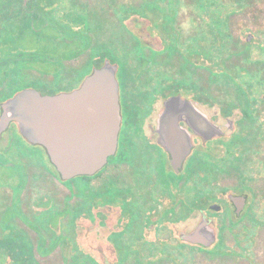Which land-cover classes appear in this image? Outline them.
<instances>
[{
  "label": "flooded vegetation",
  "instance_id": "af4514ba",
  "mask_svg": "<svg viewBox=\"0 0 264 264\" xmlns=\"http://www.w3.org/2000/svg\"><path fill=\"white\" fill-rule=\"evenodd\" d=\"M79 1L84 10L101 4L108 13L119 10L116 0ZM141 5L142 14L134 11L132 19L139 29L125 23L123 35L111 21L102 35L88 36V57L82 48L79 60L71 59L97 63L104 40L113 60L105 53L103 63L117 64L118 141L97 172L68 189L65 182L78 176L62 180L46 150L27 141L15 123L1 136L0 167L17 170L0 180V206L16 210L11 216L0 210V264H53L55 253L66 256L65 245L71 257L57 264H171L185 252L207 256V264H264V0H238L226 27H198V0ZM181 6L193 22L188 30L180 25ZM220 46L226 49L218 52ZM228 55H236L238 77L253 81L240 89L251 95L249 103L243 96L234 105L213 103V94L224 92L212 87L213 64ZM83 78L54 93L38 90L71 93ZM5 100L0 30V112ZM13 125L17 135L2 143ZM63 221L64 242L53 245L55 224ZM200 226L211 232L207 245L189 240Z\"/></svg>",
  "mask_w": 264,
  "mask_h": 264
},
{
  "label": "trees",
  "instance_id": "16d2710c",
  "mask_svg": "<svg viewBox=\"0 0 264 264\" xmlns=\"http://www.w3.org/2000/svg\"><path fill=\"white\" fill-rule=\"evenodd\" d=\"M221 1L225 0H198L197 7L200 11L208 8L209 5L214 6V8L216 6L219 8L221 7ZM119 2L121 0H116L119 10L114 13H108L104 9L106 7L102 4L92 8L93 10L90 8L84 10V2L79 0H68V3L63 2V0H4L2 3L0 0V30L3 33L4 45V98L7 99L17 91L26 87L54 93L56 91L52 90V88L58 89L63 82H71L77 78L79 75L77 72L82 69V66L88 65L89 63L77 64L70 62L71 59L77 56L78 51L83 48H79V46H77L78 48L75 47L74 40L79 38L88 39V36H92L94 31L102 35L104 27H108L111 21H113L111 24L115 23L120 27L121 34L125 35L126 33L122 29H126L127 27L123 22L126 16L125 14L136 10L139 11L140 9L141 0H126L121 4ZM228 2H232L233 4L230 11H213V14H210V19L204 21L207 27H226L227 16L236 11L238 0H228ZM119 5H122V7ZM100 17L103 20L101 24L97 21ZM15 22H18L21 27H3L4 24L12 25ZM198 22L200 23L199 20ZM98 27H103V29L96 31L95 29ZM65 35H71L73 37H70L68 46L71 49L70 54L63 57L60 52L62 47L66 46ZM19 36H30L36 40L38 39V41L44 40L45 38L53 39L55 41L52 46L54 51L42 47H37L36 49H17L13 43ZM90 43L92 44L91 41ZM105 47L104 40H102L99 46L101 60L92 64L93 66L99 67L103 64L102 57L105 55V52H103ZM48 53L52 54L50 55ZM54 56H57V59ZM106 56L113 60L108 54ZM235 56L230 59L228 55L225 60L221 58L218 61L219 63L216 64V69L218 70L216 72L219 74L217 73L213 76L211 80L212 87L214 89H222L224 92L214 93L213 103L234 105L241 102L242 96L245 99L251 97V95H244L240 91V89L246 86L245 84L252 86L253 81L242 80L238 77V64ZM50 58H54V60ZM48 64L53 66L52 71L43 70L44 65L48 67ZM68 66L69 69H65ZM71 67L76 68L77 72L72 71L70 69ZM68 70L71 73L67 72ZM88 73H90L89 70L81 75L79 80ZM250 101L252 100L247 99L245 103H249ZM12 129H15L14 125L10 127L7 132L8 135H17L16 132L13 133ZM53 174L58 176L55 170H53ZM77 178L80 180L82 177L78 176ZM2 206H0V210ZM3 209L7 213L11 207L6 205Z\"/></svg>",
  "mask_w": 264,
  "mask_h": 264
},
{
  "label": "water",
  "instance_id": "95a60500",
  "mask_svg": "<svg viewBox=\"0 0 264 264\" xmlns=\"http://www.w3.org/2000/svg\"><path fill=\"white\" fill-rule=\"evenodd\" d=\"M116 70L117 64L105 60L71 93L41 94L32 87L17 91L1 104L0 138L15 123L27 141L46 150L62 180L93 175L117 146L121 114ZM215 129L213 135H218ZM189 240L207 245L211 232L200 226Z\"/></svg>",
  "mask_w": 264,
  "mask_h": 264
},
{
  "label": "rangeland",
  "instance_id": "374dc122",
  "mask_svg": "<svg viewBox=\"0 0 264 264\" xmlns=\"http://www.w3.org/2000/svg\"><path fill=\"white\" fill-rule=\"evenodd\" d=\"M2 1V3H3V1L4 0H1ZM126 0H121V2L123 3V2H125ZM63 2H66V0H63ZM119 6H121L122 7V5H119ZM141 7H142V5H141V3H140V10L139 11H136L139 15L140 14H142V12H141ZM56 8H58V6H56ZM55 8V9H56ZM232 8V6H231V4L230 3H228V5H226V6H222V7H215L214 8V6H208V8H205V9H203V10H199L198 8H196V12H197V24H198V27H207V25L204 23V21H208V18H209V15L210 14H213V11H226V10H228V9H231ZM57 10V9H56ZM63 12V11H62ZM60 13V12H59ZM100 13H102L101 11H100ZM164 13H167L168 14V12L166 11V12H164ZM126 16L124 17V23H127L128 25H130V27L131 28H133V29H136L135 27H140V23H137V22H135V21H133L132 22V19L133 18H135L136 17V13L135 12H128V13H126L125 14ZM179 15L180 16H183V21L180 23V25H181V28H183V29H189V27H192V25H193V22L192 21H190V19L189 18H187V15H188V10H187V8L185 7V6H181L180 7V13H179ZM210 19V18H209ZM244 19H246V18H244ZM198 20L200 21V23L198 22ZM100 24L103 22V20H102V18L100 17L98 20H97ZM134 22H135V26L133 27V24H134ZM245 22V24H250L249 23V21H247V19L244 21ZM98 23V25H100ZM162 23H165V20H163V22ZM166 24V23H165ZM105 25H108V24H105ZM3 27H21L20 25H19V23L18 22H15V23H13L12 25H6V24H4L3 25ZM30 27H36V26H30ZM96 29H98V30H102L103 29V27H98V28H96ZM137 29H139V28H137ZM136 29V30H137ZM139 33H140V31H138ZM216 33H220V31L219 30H216ZM47 34V33H46ZM201 34V33H200ZM92 35H93V33H92ZM70 37H73V36H71V35H65V43H66V46H64V47H62V49H61V52L60 53H62V56L63 57H65V55H68V54H70V51H71V49H69L68 48V46H69V42H70ZM108 37H106V39H107ZM197 39H202L201 38V35H198V37H197ZM55 43V41L53 40V39H49V38H45L44 40H40V41H38V39L36 40V39H34L33 37L31 38L30 36H26V37H21V36H19V37H17L16 39H15V41H14V43H13V45L14 46H16L17 47V49H21V48H33V49H36L37 47H39V48H49L50 50H53L54 51V49L52 48V46H53V44ZM73 43H75L74 45H75V47H77V46H79V48L80 47H83V48H85V47H87L88 49H89V51H86V54H84V56H85V58L86 57H88V55H89V52H90V50H91V48H92V46L93 45H91V43H90V41L87 39V38H79V39H75L74 40V42ZM221 43V42H220ZM220 43H219V45H220ZM90 44V45H89ZM219 45H217V46H219ZM78 48V47H77ZM222 48H224V49H226L224 46H220V47H218V52H222L223 51V49ZM101 51V50H100ZM224 52H225V50H224ZM105 53L106 54H108L109 55V57H111V55H112V53H111V49L108 47V46H106L105 47ZM48 54H52V53H48ZM220 55H221V53H220ZM83 56V57H84ZM216 56H218V53H216ZM55 57V59H57V56H54ZM79 58H80V56L78 55L74 60H76V62L79 60ZM45 59H47V58H45ZM50 59H53L54 60V58H50ZM49 60V59H48ZM214 60H217V59H215V56H214ZM71 63H73L72 61H70ZM92 64H88V65H85V66H82V69L79 71V72H77L76 71V68H70L72 71H76L79 75L77 76V78H75V79H73V81H71V82H63V84L58 88V89H66V88H69V87H72V86H74L78 81H79V78L81 77V75H83V74H85L88 70L89 71H91L93 68H92ZM55 67V66H54ZM213 67H217V65L216 64H213ZM44 69L43 70H46V71H52L53 70V66L51 65V64H48V67H46L45 65H44V67H43ZM65 69H69V66L67 67V68H65ZM217 70H214V68L212 69V76H215L216 74H217V72H216ZM67 72H70L69 70L67 71ZM71 73V72H70ZM219 74V73H218ZM85 76V75H84ZM58 89H53L52 88V90H55V91H57ZM38 90V89H37ZM213 112L215 113L216 111L215 110H213ZM8 135V133H5L4 134V138L2 139V143H5L6 142V136ZM15 168V169H14ZM5 170V171H4ZM11 170H17L16 169V167L15 166H3V167H0V180L1 181H6V179H7V177L8 176H10V171ZM8 172V173H7ZM5 173V174H4ZM56 183V185L58 186V189H60V190H62L63 189V187H62V185H60V183L59 182H55ZM78 183H79V181H78V178H74V179H72L71 180V182H65V186L68 188V189H70V188H72V186H73V188H75L76 187V189L78 188ZM13 193L14 194H16L17 193V188H15V187H13ZM62 191H64V190H62ZM0 192H1V190H0ZM16 201H14V202H12V204L13 203H15ZM3 207V206H2ZM10 207V206H9ZM15 207H12L9 211H7V213H5V215L6 216H11V215H13L14 213H16V210L14 209ZM69 210H71V208H69ZM3 215V214H2ZM3 217V216H2ZM55 226H57L58 227V231H59V233H57L55 236H53V238H52V243H53V245L56 243V245H60V244H63V242H64V237H62V233L63 232H66V229H67V225L65 224V222L63 221V223H56L55 224ZM43 231V230H42ZM44 232V231H43ZM96 232H98V230L96 231ZM100 237H103V236H100ZM82 240V239H81ZM70 242L71 243H73V239H71L70 240ZM63 247V251H64V254H66V256L65 257H63V256H58L56 253L53 255V257H52V259H53V264H57V262H59V263H61V258H64V260L66 259V258H70L71 256V254H72V248H71V246H69L68 247V245H65V246H62ZM185 252V251H184ZM193 261H195L197 264H207V263H209V261H208V257L207 256H205V255H202V254H200V253H198V254H196L195 255V257L192 255V254H190V253H188V252H185V253H180V254H178V255H175V256H172V260L170 261V263L171 264H193ZM43 262V261H42Z\"/></svg>",
  "mask_w": 264,
  "mask_h": 264
}]
</instances>
